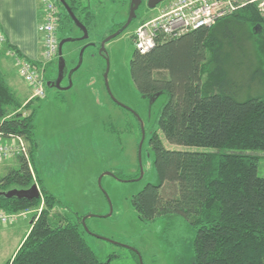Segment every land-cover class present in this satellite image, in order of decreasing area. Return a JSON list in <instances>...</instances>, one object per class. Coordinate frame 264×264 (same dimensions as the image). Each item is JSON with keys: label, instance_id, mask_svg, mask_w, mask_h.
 <instances>
[{"label": "trees", "instance_id": "1", "mask_svg": "<svg viewBox=\"0 0 264 264\" xmlns=\"http://www.w3.org/2000/svg\"><path fill=\"white\" fill-rule=\"evenodd\" d=\"M53 1L60 11V42L78 27L66 7ZM66 2L89 30L92 0ZM0 33L6 53L44 66V72L59 57L47 63L29 59L7 42L1 23ZM1 56L0 51V132L24 137L30 155L16 157L19 166L0 175V210H37L27 237L5 264H105L87 243L82 219L72 223L52 213L58 200L42 188L33 166L35 113L22 112L34 99L24 104L18 98L2 70ZM130 68L140 94L151 100L167 97L149 142L159 181L132 198L140 220L162 217L169 229L179 220L185 223L195 234V264H264V177L259 175V158L245 153L264 151V16L258 5L242 6L210 28L160 40L146 54L136 49ZM159 131L170 144L213 151L169 149ZM34 184L41 190L39 198L1 194Z\"/></svg>", "mask_w": 264, "mask_h": 264}, {"label": "rangeland", "instance_id": "2", "mask_svg": "<svg viewBox=\"0 0 264 264\" xmlns=\"http://www.w3.org/2000/svg\"><path fill=\"white\" fill-rule=\"evenodd\" d=\"M124 1L126 8L120 1L92 0L90 12L94 20L88 39L92 45L84 50L80 67L70 79V72L80 62L84 42L65 44L62 89L46 85L45 97L33 98L29 107L22 110L25 115L35 113L38 148L33 166L42 188L58 200L52 212L54 216L66 217L72 223L82 219L87 243L105 264H195V234L185 223L179 220L175 229H169L162 217L143 222L132 205V198L147 184L159 181L149 142L167 100L166 95L155 100L144 97L134 85L130 68L136 51L133 35L140 24L159 16L172 0L160 3L150 16L143 14L140 22L106 43L105 53L101 54L102 40L115 24L128 17L129 0ZM39 13L42 23L41 5ZM72 32L71 38L82 36L79 28L73 27ZM241 71L247 70L243 67ZM45 72L47 83L57 80L59 57L46 65ZM10 87L22 102L30 100L23 87H17L19 90ZM129 109L137 112L143 121L144 141L140 122ZM159 134L169 149L213 151L170 144L160 131ZM245 153L259 158V175L264 177V151ZM18 166V158L2 161L0 175ZM35 213L37 210L30 209L16 214L11 223L0 224V264H5L17 252L29 233Z\"/></svg>", "mask_w": 264, "mask_h": 264}, {"label": "built area", "instance_id": "3", "mask_svg": "<svg viewBox=\"0 0 264 264\" xmlns=\"http://www.w3.org/2000/svg\"><path fill=\"white\" fill-rule=\"evenodd\" d=\"M44 10L43 22L39 31L43 34L44 63L55 59L59 51L58 23L59 7L53 0H41ZM256 3L264 16V0H172L156 18L140 24L134 31L133 40L136 49L146 54L150 52L158 41L177 38L192 30L207 27L216 23L242 6ZM2 41V37H0ZM21 77L33 90L30 100L44 98L46 95V82L43 76L44 66L39 68L24 63L15 58ZM29 101V100H28ZM30 155L28 142L22 136L5 137L0 132V163L10 158ZM16 214L0 210V224L11 223Z\"/></svg>", "mask_w": 264, "mask_h": 264}, {"label": "crops", "instance_id": "4", "mask_svg": "<svg viewBox=\"0 0 264 264\" xmlns=\"http://www.w3.org/2000/svg\"><path fill=\"white\" fill-rule=\"evenodd\" d=\"M40 5L43 6L41 0H0V23L7 42L17 47L23 55L32 60L43 58V36L41 37L39 34ZM6 46H1L0 51L2 52L1 67L8 84L16 89L23 87L22 89H25V92L31 97L33 90L23 83L25 80L20 77L19 70L17 73L16 68L18 67L15 59L6 53ZM10 164L12 165V163Z\"/></svg>", "mask_w": 264, "mask_h": 264}, {"label": "water", "instance_id": "5", "mask_svg": "<svg viewBox=\"0 0 264 264\" xmlns=\"http://www.w3.org/2000/svg\"><path fill=\"white\" fill-rule=\"evenodd\" d=\"M163 1H165V0H150L148 6H149L150 9H155ZM59 2L64 7H66L67 11L69 12L71 17L73 18L76 26L83 32L84 35L82 36L81 39L82 40L88 39L89 38L88 28L77 18V16L74 14V12L71 10L69 5L67 4L66 0H59ZM141 2H142V0H132L130 15H129L127 23L125 24V26L121 30H119L116 33H114L113 35L107 37L101 43V48H100V53L101 54L105 53L106 43L109 42L112 38H115L119 34H121L129 26V24L132 22V20L134 18H136V11L138 10L139 6L141 5ZM74 40H76V39H74V38H65V39L60 41V43H59V74H58V78H57L56 81H49L47 83L48 86L56 87L58 89H62V85L61 84H62V81L64 80L65 69H66V60L63 57V47H64L65 44H67L69 42H73ZM84 50H85V48H83L81 50L79 64L70 72V75H69L70 79H71V75L73 74V72L76 71L81 65L83 54H84ZM108 65H109V63H108ZM108 72H109V69H107V72L105 74L106 82H107ZM142 131H143L142 137H143V141H144L145 140L144 124H142ZM142 175H143V172L141 174V177H142ZM1 194H3L5 197H8V198H11V197L23 198V197H25V198L32 199V198H39L40 195H41V190H40V188L38 187L37 184H34L30 189H27V190L12 189V190H10L8 192H4V193H1ZM85 222H86V220H84V223Z\"/></svg>", "mask_w": 264, "mask_h": 264}, {"label": "flooded vegetation", "instance_id": "6", "mask_svg": "<svg viewBox=\"0 0 264 264\" xmlns=\"http://www.w3.org/2000/svg\"><path fill=\"white\" fill-rule=\"evenodd\" d=\"M118 1H120V3L123 5V8H126V5H125V1L124 0H118ZM149 1L150 0H142V2H141V5L139 6V8H138V10L136 11V18H134L133 20H132V22L129 24V26L121 33V34H123L127 29H129L130 27H131V25L133 24V23H138V22H140V20H142V16H143V14H145V17H147V16H150L152 13H151V11H153L154 9H150L149 8V6H148V4H149ZM129 4L127 5V10H128V17L126 18V20L125 21H121V22H119V23H117V24H115L114 25V28H112L111 29V31H110V33L107 35V37H109V36H111V35H113L114 33H116L117 31H119V30H121L124 26H125V24L127 23V21H128V18H129V15H130V10H131V3H132V0H129V2H128ZM159 6V5H158ZM157 6V7H158ZM156 7V8H157ZM155 8V9H156ZM89 31V30H88ZM82 34V36L84 35L83 34V32L81 33ZM121 34H119L118 36H120ZM82 36H80V37H76V38H74V39H76L75 41H73V42H76V41H82V42H84V44L82 45L83 46V48H87V47H89L90 45H92L90 42H89V38L88 39H85V40H82L81 38H82ZM90 36V35H89ZM117 36V37H118ZM107 37H105L103 40H102V42L107 38ZM116 38V37H115ZM112 39H114V38H112ZM111 39V40H112ZM110 40V41H111ZM101 42V43H102ZM60 43V42H59ZM108 43V42H107ZM82 48V49H83ZM100 48H101V45H100ZM70 75V74H69ZM64 78H65V75H64ZM56 80V79H55ZM55 80H53V81H55ZM130 110V109H129ZM130 111H132V110H130ZM132 113L134 114V116H135V118L137 119V121H139L140 122V127H141V131H142V124H143V121H142V119H141V117L139 116V114L137 113V112H134V111H132Z\"/></svg>", "mask_w": 264, "mask_h": 264}]
</instances>
